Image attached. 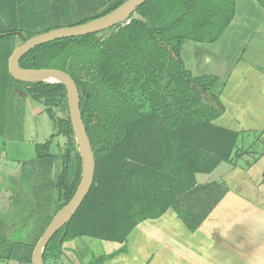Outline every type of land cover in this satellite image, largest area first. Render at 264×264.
<instances>
[{"label":"trees","instance_id":"trees-1","mask_svg":"<svg viewBox=\"0 0 264 264\" xmlns=\"http://www.w3.org/2000/svg\"><path fill=\"white\" fill-rule=\"evenodd\" d=\"M125 1L0 0V29H7L0 33L24 42L105 16ZM254 1L264 11V0ZM234 7V0H147L128 24L44 43L19 60L23 69H56L73 78L95 158L93 184L71 220L44 248L43 264H60L63 244L76 238L125 243L139 221L160 217L169 209L180 212L185 221L186 212L192 217L199 211L203 217H192L193 227L200 224L207 207L201 197L207 191L197 186L196 175L210 174L221 162L230 161L239 134L211 123L224 112L212 93L217 78L194 77L184 66L181 48L186 40L215 42L230 23ZM78 12L84 15L71 20ZM49 19L55 24L38 29ZM109 30L115 31L98 37ZM14 81L27 97L45 102V80ZM59 106L58 101L46 104L55 129L48 144L56 135L74 137L69 117L57 114ZM41 148L38 156L44 158ZM75 160L68 150L58 155L53 184L57 211L80 181V153H75ZM138 207L141 212L157 211L137 218Z\"/></svg>","mask_w":264,"mask_h":264},{"label":"crops","instance_id":"crops-1","mask_svg":"<svg viewBox=\"0 0 264 264\" xmlns=\"http://www.w3.org/2000/svg\"><path fill=\"white\" fill-rule=\"evenodd\" d=\"M234 5L230 23L215 42L186 40L181 48L184 66L194 77L217 78L212 93L224 112L211 123L239 134L230 161L196 175L197 186L207 191L201 197L207 207L200 224L193 227L199 211L192 217L186 212L185 221L169 209L139 221L125 243L90 237L65 242L60 264H95L99 258L104 259L98 264H264V11L254 0H234ZM21 94L25 103L30 100ZM27 104L33 117L47 115L41 105ZM54 134L52 123L51 135L30 147L35 156L29 159H19L25 149L9 155L0 148V245L9 251L0 260L8 264L15 260L10 247L17 234L16 187L22 184L24 165L37 158L38 146L57 169L59 154L48 144Z\"/></svg>","mask_w":264,"mask_h":264},{"label":"rangeland","instance_id":"rangeland-1","mask_svg":"<svg viewBox=\"0 0 264 264\" xmlns=\"http://www.w3.org/2000/svg\"><path fill=\"white\" fill-rule=\"evenodd\" d=\"M83 15L84 13L78 12L72 16L71 20L76 21ZM54 24V19H49L45 25H39L38 29ZM6 30L1 28L0 32H6ZM114 31L109 30L98 35V37L109 36ZM7 34L0 33V148L5 147V151L9 155H12L13 150L25 149L26 154L20 156L19 159H29L35 156L34 152L29 154L30 147L33 150L36 143L44 142L45 138L51 135L52 123L46 114L39 118L33 117L27 102L31 101L37 107L41 105L46 110L47 103L58 101L60 106L57 114L61 118H67L69 117L67 99L63 92V86L55 80L48 79L44 81L46 89L44 103L36 102L31 98L26 100V103L23 101L22 91L8 71L9 57L22 42L18 38H13V35ZM1 134L12 141L6 142ZM50 146L52 152L56 154L68 150L75 162V153H80L75 137L66 138L62 135H56ZM34 159L32 163L24 165L26 170L23 171L22 184L17 186L15 191L18 203L17 215L14 218L17 223V234L14 239L15 245L12 244L10 247V254L15 260L10 261L9 264H31L28 262L31 261L38 240L54 215L59 211H57L59 203L53 184L58 176L60 163L59 161L56 162L57 169H55V167H51L53 162L46 158L37 156ZM138 208H140L138 212L140 215L137 218L152 215L157 211L155 209H142L141 212V207ZM51 217L52 219H50ZM6 248L7 246L0 245V254L8 253V248ZM25 261L27 263H22ZM0 264H8V261L0 260Z\"/></svg>","mask_w":264,"mask_h":264},{"label":"water","instance_id":"water-1","mask_svg":"<svg viewBox=\"0 0 264 264\" xmlns=\"http://www.w3.org/2000/svg\"><path fill=\"white\" fill-rule=\"evenodd\" d=\"M146 1L147 0H127L114 11L95 20L81 25L58 28L36 35L22 42L9 57L8 71L12 78L26 82L52 79L59 82L64 87L69 122L77 144L79 145L82 159V173L76 190L69 202L54 215L53 219L38 240L32 253L31 264H43L42 253L44 248L54 235L71 220L82 204L93 184L95 158L82 121L79 93L73 78L69 74L56 69H23L19 66L18 62L24 54L41 44L63 38L87 36L119 25L127 21L130 16L135 13L136 9Z\"/></svg>","mask_w":264,"mask_h":264},{"label":"built area","instance_id":"built-area-1","mask_svg":"<svg viewBox=\"0 0 264 264\" xmlns=\"http://www.w3.org/2000/svg\"><path fill=\"white\" fill-rule=\"evenodd\" d=\"M126 23L128 24V23H129V21L127 20V21H126Z\"/></svg>","mask_w":264,"mask_h":264}]
</instances>
